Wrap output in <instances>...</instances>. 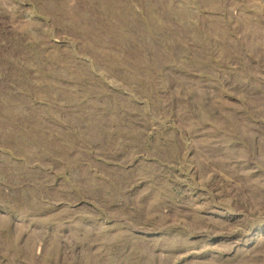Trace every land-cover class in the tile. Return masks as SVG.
I'll return each instance as SVG.
<instances>
[{
    "label": "rangeland",
    "instance_id": "rangeland-1",
    "mask_svg": "<svg viewBox=\"0 0 264 264\" xmlns=\"http://www.w3.org/2000/svg\"><path fill=\"white\" fill-rule=\"evenodd\" d=\"M0 264H264V0H0Z\"/></svg>",
    "mask_w": 264,
    "mask_h": 264
}]
</instances>
